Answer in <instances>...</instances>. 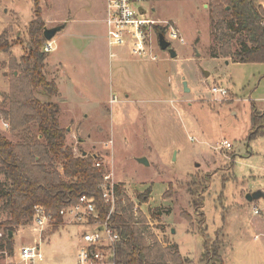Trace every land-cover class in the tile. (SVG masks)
<instances>
[{"label": "rangeland", "instance_id": "374dc122", "mask_svg": "<svg viewBox=\"0 0 264 264\" xmlns=\"http://www.w3.org/2000/svg\"><path fill=\"white\" fill-rule=\"evenodd\" d=\"M39 3L45 28L68 23L52 40L55 50L45 73L58 84L60 94L52 101L59 104L60 125L75 154L100 155L114 183L146 215V236L156 234L163 244H171L173 237L181 255L191 258L189 264H216L206 254L207 244L216 240L222 264H264V198H245L264 193V134L249 140L253 105L264 113V63L210 57L213 24L202 0L145 5L154 19L174 24L185 41H172L175 59L156 43V62L133 56L131 38L110 49L101 21L104 0ZM35 4L0 0V40L12 46L0 51V110L9 102L10 62H19L25 53ZM257 4L264 12V0ZM214 86L227 89V97L217 99ZM36 96L47 100L39 92ZM3 124L0 120L1 135L16 141ZM225 142L232 147H223ZM143 157L148 166L138 162ZM149 188L152 196L140 203L137 195ZM190 188L204 199L203 222ZM7 218L0 211V225ZM34 227L16 231L15 248L38 242ZM85 230L73 224L57 231L51 226L41 237L48 260L75 263L78 235Z\"/></svg>", "mask_w": 264, "mask_h": 264}, {"label": "trees", "instance_id": "16d2710c", "mask_svg": "<svg viewBox=\"0 0 264 264\" xmlns=\"http://www.w3.org/2000/svg\"><path fill=\"white\" fill-rule=\"evenodd\" d=\"M39 1L36 0L35 17L28 26L25 53L19 62L15 59L10 62L9 102L0 110V120L9 125V132L16 139L12 141L0 133V211L8 216L0 225V230L3 229L0 251L9 253L14 250L16 231L32 224L36 206L52 215L55 231L64 224L61 211L77 204L82 196L94 199L100 221L106 220L111 208L105 204L101 190L106 167H96L102 161L101 156L90 153L84 156V152L76 155L60 125V107L52 102L53 97L59 96L58 84L45 73L50 53L45 51L48 41ZM202 1L208 4L213 24L210 57L231 58L234 63H264V12L257 0ZM156 31L159 37L166 34L161 26ZM11 47L7 39L0 40V51H10ZM36 92L47 100H40ZM251 127L250 141L264 134V113L255 105ZM151 193L149 188L138 194V201L147 203ZM191 193L196 199L193 207L203 222L204 199L192 189ZM116 198L110 217L112 228L120 235L114 245L116 264L190 263L177 244L165 246L155 234L146 236L147 217L135 210V203L122 186H116ZM220 247L219 240L206 247V254L216 264L223 262Z\"/></svg>", "mask_w": 264, "mask_h": 264}, {"label": "built area", "instance_id": "2783aa9c", "mask_svg": "<svg viewBox=\"0 0 264 264\" xmlns=\"http://www.w3.org/2000/svg\"><path fill=\"white\" fill-rule=\"evenodd\" d=\"M151 0H105L106 3V26L107 40L110 49L114 46H123L129 38L132 39L130 52L133 56L147 61H158L159 57L155 51L156 43L159 45V35L157 26L166 29L164 38L171 46L172 41L184 43V39L178 28L168 21L156 20L145 7ZM153 10V9H152ZM154 11V10H153ZM156 42H155V41ZM55 50L53 41H49L45 46V51L51 53ZM111 57L116 55L111 52ZM214 96L221 99L227 97L228 90L219 86L211 89ZM6 129L8 124H3ZM223 147L231 148L228 142ZM105 166L103 161L96 163V167ZM112 174L106 173L101 185L105 204L111 206L106 220L100 221L99 211L94 199L82 196L79 202L61 211L64 224L83 226L86 228L78 235L81 247L78 250L75 263H57L48 260L42 249L43 241L41 237L51 226H54V219L51 214L41 206L35 207L32 220L34 230L38 233L39 240L35 244L20 245L14 247L13 253L7 250L0 251V264H116L114 245L119 242L120 235L112 228L110 221L116 206V184ZM3 232H0V237Z\"/></svg>", "mask_w": 264, "mask_h": 264}, {"label": "water", "instance_id": "95a60500", "mask_svg": "<svg viewBox=\"0 0 264 264\" xmlns=\"http://www.w3.org/2000/svg\"><path fill=\"white\" fill-rule=\"evenodd\" d=\"M206 7H207V6H206ZM66 26H67V23H64V24H62V25H60V26H57V27H54V28H51V29L45 28V30H44V34H45V37H46L47 41H48V42H49V41H52V40L55 38V36H56L59 32H61L63 29L66 28ZM159 38H160V39H159V45H160L161 49H162L163 51L168 52V54L170 55V57H171L172 59H175V58L178 56V54H177V51L174 49V47L171 46V44H170L168 41H166V39L164 38L163 35H160ZM203 73H204V75H205L206 77L209 76V73H208L206 70H204ZM185 88H186V90L189 92V89H188L187 83H185ZM86 154H87V153L84 152V156H85ZM138 162L141 163V164H144V165H146V166L149 165L148 160H147L146 158H144V157H143V158H139V159H138ZM261 193H262L261 191H258V192H255V193H253V194H250V195L247 196V199H248L250 202L254 201L255 199H259V198L261 197ZM12 237H13V234L11 233V234H10V239H12Z\"/></svg>", "mask_w": 264, "mask_h": 264}, {"label": "crops", "instance_id": "0c3cea01", "mask_svg": "<svg viewBox=\"0 0 264 264\" xmlns=\"http://www.w3.org/2000/svg\"><path fill=\"white\" fill-rule=\"evenodd\" d=\"M105 1V0H104ZM154 10V12H155V8L153 9ZM105 18H106V3H105V8H104V15H103V18H102V22H103V24L106 26V22H105ZM68 24V23H67ZM67 27V26H66ZM106 29H107V27H106ZM155 51H156V49H155ZM168 53V52H167ZM169 55V54H168ZM109 56H110V59H113L112 57H111V54H109ZM170 56V55H169ZM171 58V57H170ZM172 59V58H171ZM47 64H48V62H47ZM236 64H238V63H236ZM208 73H209V76H210V72L209 71H207ZM205 76V75H204ZM209 76H207V77H209ZM206 77V76H205ZM206 77V78H207ZM49 80H53V79H49ZM59 94H60V92H59ZM54 98V97H53ZM52 98V99H53ZM52 102H54V101H52ZM55 103H57L58 104V102H55ZM59 105V104H58ZM60 113V112H59ZM250 156H252V153L250 154ZM153 192V191H152ZM262 192V191H261ZM253 193H255V192H253ZM252 193V194H253ZM248 195H250V194H247L246 195V199H247V196ZM151 196H152V193H151ZM261 198H264V193L262 192L261 193V197L259 198V199H261ZM259 199H255L254 201H256V200H259ZM247 201H249L248 199H247ZM254 201H252V202H254ZM250 202V201H249ZM255 213H258V211H256ZM21 229L23 228V227H20ZM189 230V229H188ZM188 232V231H187ZM189 233V232H188ZM171 234H172V236H174L175 234H176V231H174V230H172V232H171ZM15 236H14V241L16 240V237H17V235H16V233L14 234ZM156 235V234H155ZM164 235H166V234H164ZM157 236V235H156ZM158 237V236H157ZM172 243V245L173 244H176L175 242H174V240H173V237H172V240H170ZM80 242V241H79ZM81 244V243H80ZM171 244H165L164 243V245L165 246H169V245H171ZM178 245V244H177ZM179 247V246H178ZM179 249H180V247H179ZM184 257V256H183ZM185 259H188V260H190L191 261V258H188V257H184Z\"/></svg>", "mask_w": 264, "mask_h": 264}]
</instances>
